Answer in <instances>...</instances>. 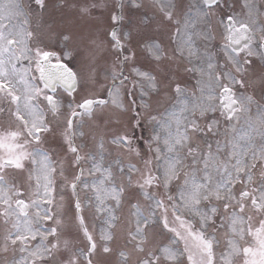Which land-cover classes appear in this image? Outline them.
<instances>
[{
  "label": "snow or ice",
  "instance_id": "obj_1",
  "mask_svg": "<svg viewBox=\"0 0 264 264\" xmlns=\"http://www.w3.org/2000/svg\"><path fill=\"white\" fill-rule=\"evenodd\" d=\"M53 7L107 11L110 39L82 75L46 0H0V264H100L118 233L115 264H264V0H152L158 22L143 0ZM109 110L152 125L146 151Z\"/></svg>",
  "mask_w": 264,
  "mask_h": 264
},
{
  "label": "rangeland",
  "instance_id": "obj_2",
  "mask_svg": "<svg viewBox=\"0 0 264 264\" xmlns=\"http://www.w3.org/2000/svg\"><path fill=\"white\" fill-rule=\"evenodd\" d=\"M46 2L49 5L48 15H46L47 17H49V19L54 17L57 21H60V19L66 20L65 25L61 24L60 26L61 27L67 26L73 33L72 48L75 49V51L73 52L75 59L72 60L70 62V64L72 66L78 68V61L80 58H83V60H82L83 66L86 69V71L83 70V72L85 74H82V75H86V73L89 70V63H90L89 54H88V41H89V39L94 38V37H102L106 41L109 39V37L106 35V31H105L106 29L110 31V28H109L110 20L108 18V13L104 12L103 15H105L106 19H103L104 16L100 15L101 10L97 9V10H94L93 17L99 18L98 20L92 19V18L82 19L75 14L74 9L64 8L63 10H61L59 7L54 8L53 5L56 2V0H46ZM78 2H80V3H91V2H93V0H78ZM107 2L109 4H112L115 2V0H107ZM146 2L150 3L151 6H148ZM60 3L62 4L63 0H60ZM143 3L145 5V7L143 9H141L142 12L140 13V15H142L144 12H147L150 16H154L155 20L158 22L160 20V14L158 13V11L154 7H152V0H143ZM33 8H35L34 5H33ZM152 13H153V15H152ZM68 19H70V22ZM35 23H36L35 13H33V25L34 26H35ZM92 30H95V32ZM174 30H175L174 26H166L162 29V31L165 33L169 32V31H174ZM164 39H165V42H167V36L166 35H165ZM45 42L48 43V46L51 50H54L57 52L63 47L62 42H59V43H57L55 41L48 42L47 40ZM212 46H217V44L212 45ZM70 50H72V49H70ZM84 62H85V64H84ZM98 63H99V66L102 67L104 65V60L99 59ZM80 64H81V61H80ZM177 78L189 81L190 84L187 83L188 87H191V85L195 82L194 79H192L190 76H186L182 72V70L179 72ZM100 82L102 84L107 83L106 81L103 80L102 76H101ZM167 106L168 105L166 103H163L161 105H155L154 104L153 105V112L156 111L157 113H162L164 111L165 107H167ZM107 115L112 116V121L108 125L107 130H106L108 133H110V134H117V133L123 134V133L127 132V134L132 137L133 143L140 145V147L142 148L141 143L144 141L143 139L148 137L151 134V131H152V125L151 124H146L143 129L140 127H134L135 122L133 120H130V117L132 116L131 112L122 113L118 110L117 111L109 110L106 113V118H107ZM108 138H110V136ZM133 162H135V161H133ZM123 214L127 215V209L124 210ZM86 217H87L86 219L88 222L89 230L92 231L93 229H95L94 235L98 239L99 238V228L101 226L102 217H101V219H96L91 214H86ZM123 245H124V241L122 238H119V233H118L117 241L112 244V247L114 249V254L112 255L113 260H117L118 257L115 253L118 252V250L120 248H122ZM83 246H84V244H83ZM100 262H103L102 257L100 258ZM113 264H115V262H113Z\"/></svg>",
  "mask_w": 264,
  "mask_h": 264
}]
</instances>
